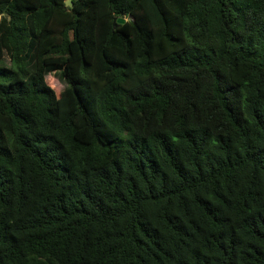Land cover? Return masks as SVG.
<instances>
[{
	"label": "trees",
	"instance_id": "obj_1",
	"mask_svg": "<svg viewBox=\"0 0 264 264\" xmlns=\"http://www.w3.org/2000/svg\"><path fill=\"white\" fill-rule=\"evenodd\" d=\"M66 1L0 0V264H264V0Z\"/></svg>",
	"mask_w": 264,
	"mask_h": 264
},
{
	"label": "rangeland",
	"instance_id": "obj_2",
	"mask_svg": "<svg viewBox=\"0 0 264 264\" xmlns=\"http://www.w3.org/2000/svg\"><path fill=\"white\" fill-rule=\"evenodd\" d=\"M6 66H9V61L6 60L5 62ZM48 85L54 89V91L56 92L57 95H59L61 92H63V90L66 87L65 82L59 77V74H53V75H49L46 78Z\"/></svg>",
	"mask_w": 264,
	"mask_h": 264
},
{
	"label": "water",
	"instance_id": "obj_3",
	"mask_svg": "<svg viewBox=\"0 0 264 264\" xmlns=\"http://www.w3.org/2000/svg\"><path fill=\"white\" fill-rule=\"evenodd\" d=\"M73 3H72V0H67L66 1V7H68V8H73ZM126 22V20L125 19H122V18H120V19H117L116 21H115V23H114V28H117L119 25H123L124 23Z\"/></svg>",
	"mask_w": 264,
	"mask_h": 264
}]
</instances>
